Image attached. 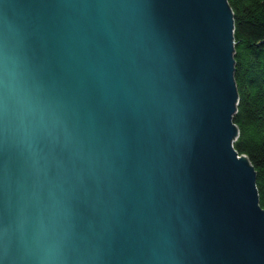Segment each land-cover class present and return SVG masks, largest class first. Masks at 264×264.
Here are the masks:
<instances>
[{
  "label": "water",
  "instance_id": "1",
  "mask_svg": "<svg viewBox=\"0 0 264 264\" xmlns=\"http://www.w3.org/2000/svg\"><path fill=\"white\" fill-rule=\"evenodd\" d=\"M235 43L229 0H0V264H264Z\"/></svg>",
  "mask_w": 264,
  "mask_h": 264
},
{
  "label": "trees",
  "instance_id": "2",
  "mask_svg": "<svg viewBox=\"0 0 264 264\" xmlns=\"http://www.w3.org/2000/svg\"><path fill=\"white\" fill-rule=\"evenodd\" d=\"M235 19V79L239 102L234 146L257 171L264 208V0H229Z\"/></svg>",
  "mask_w": 264,
  "mask_h": 264
},
{
  "label": "bare ground",
  "instance_id": "3",
  "mask_svg": "<svg viewBox=\"0 0 264 264\" xmlns=\"http://www.w3.org/2000/svg\"><path fill=\"white\" fill-rule=\"evenodd\" d=\"M241 155H239V157H240Z\"/></svg>",
  "mask_w": 264,
  "mask_h": 264
},
{
  "label": "rangeland",
  "instance_id": "4",
  "mask_svg": "<svg viewBox=\"0 0 264 264\" xmlns=\"http://www.w3.org/2000/svg\"><path fill=\"white\" fill-rule=\"evenodd\" d=\"M240 155V154H239Z\"/></svg>",
  "mask_w": 264,
  "mask_h": 264
}]
</instances>
